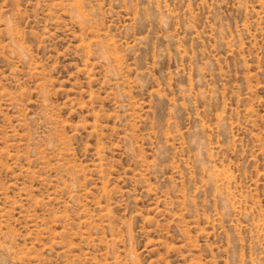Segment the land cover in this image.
<instances>
[{
    "label": "rangeland",
    "instance_id": "374dc122",
    "mask_svg": "<svg viewBox=\"0 0 264 264\" xmlns=\"http://www.w3.org/2000/svg\"><path fill=\"white\" fill-rule=\"evenodd\" d=\"M0 264H264V0H0Z\"/></svg>",
    "mask_w": 264,
    "mask_h": 264
}]
</instances>
